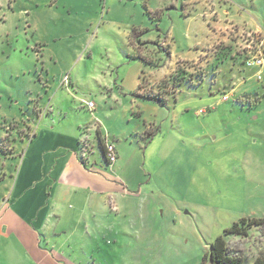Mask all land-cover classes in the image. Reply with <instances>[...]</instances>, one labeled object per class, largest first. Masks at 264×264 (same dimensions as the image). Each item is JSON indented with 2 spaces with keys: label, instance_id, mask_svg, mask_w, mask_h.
Masks as SVG:
<instances>
[{
  "label": "rangeland",
  "instance_id": "rangeland-1",
  "mask_svg": "<svg viewBox=\"0 0 264 264\" xmlns=\"http://www.w3.org/2000/svg\"><path fill=\"white\" fill-rule=\"evenodd\" d=\"M167 3L160 21L147 13L158 0H0V16L3 4L15 15L33 11L40 34L61 35L56 47L69 57L57 65L77 64L82 92L109 69L119 73V85L133 88L129 99L140 90L167 99L164 105L144 100L160 106L147 118L133 115L129 100L124 106L93 99L107 114L108 140L124 145L125 164L138 165L139 196L125 200L133 215L93 227V239L78 231L73 250L58 237L73 264H211L210 244L242 219L256 223L247 237H226L231 252L243 264L264 256V68L250 62L264 55V0ZM251 21L255 28L246 26ZM71 47L80 49L76 58ZM184 59L159 81V94L150 91L154 71ZM10 78V70L0 69L1 81ZM176 78L185 81L176 87ZM13 125L0 129L7 148ZM89 142L90 157L97 152L105 162L99 142L96 150Z\"/></svg>",
  "mask_w": 264,
  "mask_h": 264
},
{
  "label": "crops",
  "instance_id": "crops-1",
  "mask_svg": "<svg viewBox=\"0 0 264 264\" xmlns=\"http://www.w3.org/2000/svg\"><path fill=\"white\" fill-rule=\"evenodd\" d=\"M165 1L158 0V8L151 9L155 12L148 10L152 18L163 19L168 5ZM7 7L11 6L1 7L0 69L10 70L11 78L0 80V129H4V123L13 122L16 130L8 148L3 142L7 133L0 131V264H73L71 254L65 256L57 246L58 237L65 236L63 244L73 250L78 231L84 240L93 239L89 235L93 227L105 229L115 223L116 216L133 215L134 209L126 206L125 200L139 196L140 181L137 163L125 164L121 142L114 143L118 158L111 166L99 159L97 152L90 157L88 145L83 159L81 142L85 136L96 150L99 139H110V135L105 129L107 114L98 112L95 102L91 111L82 101H105L110 97L125 106L129 100V110L140 118H147L151 110L158 113L160 106L140 98L129 99L133 88L119 85V73L109 69L86 95L75 76L77 64L67 61L65 66L57 65L64 56L66 60L69 57V52L56 47L61 35L40 34L39 16L33 11L26 16L15 15ZM246 26L255 28L252 21ZM70 49L76 58L80 49ZM82 60L83 56L78 62ZM180 61L188 60L154 71L150 91L159 94V81ZM64 75L69 77L68 86L61 80ZM73 99L81 106L72 103Z\"/></svg>",
  "mask_w": 264,
  "mask_h": 264
},
{
  "label": "trees",
  "instance_id": "trees-1",
  "mask_svg": "<svg viewBox=\"0 0 264 264\" xmlns=\"http://www.w3.org/2000/svg\"><path fill=\"white\" fill-rule=\"evenodd\" d=\"M147 13L150 15L151 18L153 17V15L150 12L147 11ZM132 34H133L132 36L135 40L138 41L140 39L139 38L140 35H137V32L134 31ZM176 81H177V83L176 82L175 83H176V87H177L181 82H184L185 79L180 78L177 80V78H176ZM134 96L136 98H141V99L146 100V101L159 102L163 105L166 102L164 98H161L160 95H157V94H154V95H152V94H141L140 92H137V93H135ZM98 135H99V133H98ZM106 138L107 137H105L104 139L100 138L99 143H100V148H101L103 157L105 159V162L107 163V165L111 166V164H109L107 159H106V143L107 142L110 144H114V143L106 141V140H108V138L107 139ZM255 223H256V221L242 219L240 222L233 224L232 227L225 230L223 236L217 237L215 239V241L210 244V249H209L208 254L206 255V258L209 259L211 264H243V262H244L243 257L238 256V255H234L231 252L230 246H229L228 242L226 241V237L227 236H235V235L247 237L249 235L250 227ZM253 264H264V256L261 255V256L257 257Z\"/></svg>",
  "mask_w": 264,
  "mask_h": 264
},
{
  "label": "built area",
  "instance_id": "built-area-1",
  "mask_svg": "<svg viewBox=\"0 0 264 264\" xmlns=\"http://www.w3.org/2000/svg\"><path fill=\"white\" fill-rule=\"evenodd\" d=\"M252 65H255L256 67L259 68H264V55L261 56H254V58L250 61ZM261 70L257 73V79L261 80L262 79V75H261ZM63 83L64 85L68 86L69 85V77L65 76L63 78ZM224 101H227L228 98L227 96L223 97ZM82 104L84 106H86L89 110H94L95 108V103L91 102V101H82ZM202 111H200V113H202ZM88 137L85 136L82 139V157L84 158V153L86 151V145L88 144ZM87 143V144H86ZM118 155H117V150H116V146L114 144H110V143H106V159L108 161L109 164L113 165L116 161H117Z\"/></svg>",
  "mask_w": 264,
  "mask_h": 264
}]
</instances>
